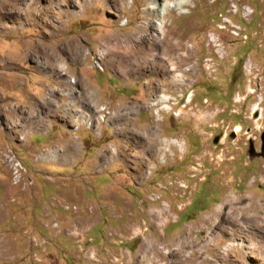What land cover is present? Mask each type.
<instances>
[{"label": "rangeland", "instance_id": "374dc122", "mask_svg": "<svg viewBox=\"0 0 264 264\" xmlns=\"http://www.w3.org/2000/svg\"><path fill=\"white\" fill-rule=\"evenodd\" d=\"M167 1L0 0V264H264V0Z\"/></svg>", "mask_w": 264, "mask_h": 264}, {"label": "bare ground", "instance_id": "6f19581e", "mask_svg": "<svg viewBox=\"0 0 264 264\" xmlns=\"http://www.w3.org/2000/svg\"><path fill=\"white\" fill-rule=\"evenodd\" d=\"M81 3V2H80ZM149 6H148V12L150 13L152 17H158V21L153 20L150 21V23H153L152 25L156 28V30L160 33L163 34V37H161L165 42L167 39V24L163 21V19L166 18L169 10H171V6L167 0H148ZM175 8H184L188 6V1L187 0H179L175 3ZM190 5V4H189ZM2 10L5 9L3 6H1ZM11 11V10H10ZM2 13V12H0ZM14 14V12L12 13ZM19 17V16H17ZM151 25V27H152ZM149 26V25H148ZM147 32V31H146ZM148 35V34H147ZM143 38V37H142ZM140 40V37H139ZM160 40V39H159ZM161 42V41H160ZM164 42V43H165ZM163 44V43H162ZM172 44V43H171ZM161 45V44H160ZM136 46V45H135ZM137 47V46H136ZM115 54V53H114ZM129 56V55H128ZM137 56V55H136ZM121 58V57H120ZM127 58V57H125ZM136 60V59H135ZM175 70V69H174ZM173 70V71H174ZM131 72V71H130ZM163 99V98H161ZM164 100V99H163ZM261 102V101H260ZM254 107V106H253ZM237 130H240V127L238 126ZM259 209V208H258ZM260 212V211H259ZM259 214V213H258ZM253 216V215H252ZM256 216V215H255ZM254 217V219H256ZM251 217V216H250ZM253 220V219H252ZM257 220V219H256ZM254 221V220H253ZM252 221V222H253ZM259 221V220H258ZM256 223V222H255ZM256 225V224H255ZM244 245V244H243Z\"/></svg>", "mask_w": 264, "mask_h": 264}, {"label": "flooded vegetation", "instance_id": "af4514ba", "mask_svg": "<svg viewBox=\"0 0 264 264\" xmlns=\"http://www.w3.org/2000/svg\"><path fill=\"white\" fill-rule=\"evenodd\" d=\"M264 132L262 133V135H260L259 139L258 137H255V139H253L250 143H249V152L250 153H257L259 154V156L264 157V144L262 141V137H263ZM255 140H259V148L257 149V146L255 145Z\"/></svg>", "mask_w": 264, "mask_h": 264}, {"label": "water", "instance_id": "95a60500", "mask_svg": "<svg viewBox=\"0 0 264 264\" xmlns=\"http://www.w3.org/2000/svg\"><path fill=\"white\" fill-rule=\"evenodd\" d=\"M262 141H263V144H264V134H263V137H262Z\"/></svg>", "mask_w": 264, "mask_h": 264}]
</instances>
